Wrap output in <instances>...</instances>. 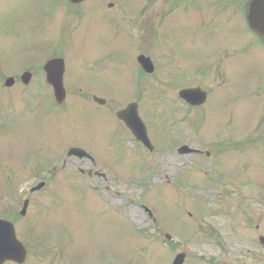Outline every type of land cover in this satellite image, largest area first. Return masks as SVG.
<instances>
[{"label":"rangeland","instance_id":"obj_1","mask_svg":"<svg viewBox=\"0 0 264 264\" xmlns=\"http://www.w3.org/2000/svg\"><path fill=\"white\" fill-rule=\"evenodd\" d=\"M22 1L30 4L21 9L15 7L13 18L20 16L25 20L27 15L30 18L35 16L32 6L34 0ZM206 1L209 4L217 2V0ZM217 4L221 6L223 3ZM199 7L200 9H193L186 23L169 22L166 31H156L152 24L145 25L144 53L152 57L157 56L158 63L155 64L158 78L162 82L156 87L152 84L147 87L144 82L142 88L138 79L132 80V71L134 74L136 72L134 63L131 58L127 59V56L123 55L129 50L126 37L122 32L116 34L114 28L109 27L108 34L100 42L93 41L89 36L83 37L87 33H80L76 38L74 37L73 44L68 45L64 40L63 43L57 42L51 48H55L57 55L66 57L64 83L67 90L74 88V83L80 82L85 90L110 100V108L114 105L121 107L132 94H139L141 113L145 121L148 125L153 124V128L160 132L155 133L154 136L150 135L154 141L161 138L170 146V142L167 141L169 139H165L163 135L169 123H174L175 127L171 128L173 139L177 137L179 131L178 138L184 136L192 148L203 151L206 148L216 147L215 156L210 160L205 161L204 156L201 157L202 160L198 157L189 158L190 156L180 159L167 156L168 158L159 159L156 154L150 156L146 153L145 155L149 157H142L146 161L140 164L141 159L136 158L133 144L114 138L118 136L116 129L122 133L123 130L111 113L96 110L99 116L97 117L92 114L96 112L92 105L86 102L80 103L77 107L73 106V112L63 113L62 123L64 120L70 119V121L61 125L63 133L62 136L60 133L59 147L62 149L52 152L55 147L43 148L38 143L42 131L39 127L32 126L30 121L31 119L33 122L45 123L42 114L48 110H43L42 106L37 104L42 102L37 101L44 99L42 92L46 93L47 90L36 88L37 83H35L21 95L26 101L24 104L20 95L15 94L18 108L14 111L23 112L24 108L25 118L22 123H17L12 141H0V193H13L20 184L22 188L27 185L33 186L41 181L40 177H47L46 173L35 177V172L40 166L50 170L48 161L52 155L59 156L60 162L69 161L66 172L61 175L63 178L55 175L52 182L58 181L59 186L60 182L66 187L75 183L85 188L80 190L84 194L79 195V199L77 195L63 192L54 195L51 199L49 188L32 197L27 226L41 225L46 228L47 232H38L47 237L43 240L46 241L45 245L49 250H45L46 253L40 255L38 264H171L175 255L180 253L187 255L184 264H206L207 260L215 261L217 264H251L249 256L246 255L251 244L250 234L247 235L248 230L244 228L245 218L241 215L238 220L234 219V216L239 210L248 206L250 188L252 190L258 188L264 195V181L257 182L259 177L256 172V165L264 155V146L261 145L262 147L257 149L255 158L254 152L249 147L252 145V132L257 127L260 129L257 137L264 136V126H262L264 57H258L256 49L242 50V55L237 59L231 52L232 57H229L228 48L235 46L234 23L229 26L221 20L213 19L212 7L208 4ZM36 13L41 14L40 11ZM228 14L227 4L217 11V15ZM29 35L30 32L27 30L26 36ZM4 41V34L1 33L0 52H5ZM243 43L240 37L241 49ZM141 48L142 46H138V49ZM104 52L121 53L119 68L111 65L107 57L95 58L97 57L95 53ZM222 54H224L223 69L228 71L234 68L236 71L233 76L235 79L230 77L224 82L223 87L221 81L215 77L220 70L219 57ZM100 61H103L104 65L101 66L103 69L91 70L92 64L94 62L99 64ZM164 62L174 67L168 69L163 65ZM13 66L10 70L17 71L15 64ZM115 71H119L117 75H114ZM168 71L171 75L175 74V79L177 78L175 84L180 85L179 87L199 86L211 94L206 108L193 111L192 118L187 122L183 121L184 116L171 106V97L176 88L169 80L171 77L168 76ZM191 74L199 76L184 78ZM72 97L75 98L73 95ZM72 97L70 101L73 100ZM68 109L70 110V105ZM52 111L53 108L50 106L49 113ZM176 122H186L190 131ZM161 124L162 127L158 128L157 126ZM227 132L238 139L234 142L233 139L229 140L226 136ZM50 133L52 138L56 134L50 130L47 132L45 126V143ZM52 138L49 139L50 142L53 141ZM224 138V147L219 154L218 140L223 142ZM62 139L63 143H61ZM70 148L84 149L88 154L102 161L107 167L97 163L95 169L98 170L99 167L100 173L106 175L107 182L94 177L80 176L77 173L79 167L82 170L93 168L86 159H65L64 152ZM48 150L51 153L45 156ZM41 151L43 158L38 159L33 156L35 152ZM31 157L32 164L21 169L22 175H14L17 179H23V182H17L14 178L15 181L11 186H4L5 174L1 163L10 164L12 168L17 169ZM146 162L151 163L152 168L144 170ZM257 171L262 170L257 169ZM164 172L168 178L163 180L160 177H165ZM184 172L186 173L183 174ZM175 174L177 178H174ZM179 176H181L180 181H189L187 186L178 185L181 191L173 192L171 187L164 185L165 183L174 185L179 180ZM130 178L134 179L129 181ZM146 179L152 184L147 183ZM57 184L55 186H58ZM205 188H216V190L207 191ZM89 191L90 193H87ZM18 201L17 194L11 199L0 201V214L8 213L10 210L16 212ZM199 203H202L201 206L198 205ZM184 207L190 212L187 216ZM145 208L150 211L153 219L149 218ZM225 210H228L234 220L225 215L223 217L210 215L215 211L224 213ZM204 218V224L207 223L210 230L214 227L217 229V232L212 231L209 236H205L208 237L205 241L203 235L206 227L202 224ZM237 221L241 224L239 229H236ZM63 225L68 229L67 238ZM156 225L160 230L164 226L165 231L150 233ZM197 225H200L203 237L198 236L199 232L195 229ZM170 228L177 235L178 241L176 236H170L169 242L164 240L163 236L168 233L166 231H170ZM177 228H181V231ZM142 230L145 232L141 237L145 239L149 234H154L156 240L142 239L137 233ZM235 232H240L241 238L238 239Z\"/></svg>","mask_w":264,"mask_h":264},{"label":"flooded vegetation","instance_id":"obj_2","mask_svg":"<svg viewBox=\"0 0 264 264\" xmlns=\"http://www.w3.org/2000/svg\"><path fill=\"white\" fill-rule=\"evenodd\" d=\"M30 3H25L22 0H0V35L4 34V51L0 52V141L9 140L15 137L17 130L16 114H8L16 107L15 94L17 93L15 88L18 86L17 80L20 78L17 76V71H11L10 69L15 64L18 67H29L32 71L25 70L32 74L33 83L39 82V78L44 74H39L37 69L40 65L43 67L46 63L53 59L61 58L63 55H57L55 52V45L57 42L63 43L64 36L67 38L69 45L75 42V38L80 33L85 36L88 35L93 41L100 42L108 34V29L114 28L116 34L122 32L131 41L136 40L137 44L140 42V34L143 32L145 25H153V29L159 31L162 27L163 20L169 19V21H180L186 23L190 17L193 9H200L197 5L194 6V0H82L78 4H71L67 0H34L32 6L35 16L30 18L28 15L25 17H14V8H24ZM40 11L41 14L36 12ZM232 21L234 23V58H239L240 55V37L242 24L245 25L251 40L250 44L252 48L258 49L257 56L264 57V40L260 39L252 33L245 24L244 16H241L240 4L238 2L232 5ZM213 19L215 16L211 15ZM243 20V21H242ZM168 23H165V28ZM29 30L30 35L26 36V32ZM75 36V38H74ZM50 44V46H48ZM140 49L133 48L131 54V60L135 64L137 57L142 53ZM106 52L94 55L102 57ZM14 58V59H12ZM65 60V56L62 57ZM43 64V65H42ZM103 61L99 64L92 66L94 71H99L103 68ZM13 72H16L15 74ZM235 69L225 73L223 71L222 77L235 76ZM14 81H11V80ZM6 81H11L10 85L6 84ZM6 84V85H5ZM32 85V84H30ZM45 93V92H43ZM47 96L51 100V94L46 91ZM52 102V101H51ZM37 103L38 105L44 104ZM98 108V106H94ZM44 116V117H43ZM45 123L39 122L38 125H34V122L30 119L32 126H37L42 131L41 137L38 139V143L44 146L59 147L63 129L61 123L63 120V111L59 107L53 106L52 113L46 112L42 114ZM21 122V121H20ZM22 123V122H21ZM48 132L54 131L55 135L51 133L47 137V143H45L44 130ZM52 138V142L49 139ZM57 143H55V142ZM63 143V139L62 142ZM58 149H54L56 152ZM38 154V152H35ZM59 156H51L48 161V167L51 170H45L46 167H38L36 170L37 176H42L44 173H49L47 177L54 178L58 173L57 170H67L69 161H59ZM72 159V158H70ZM59 163V164H57ZM93 166H96L93 163ZM78 168V167H77ZM78 169H81L80 167ZM89 172V178H93ZM100 172L96 175L93 172L94 178L100 180ZM45 183V182H43ZM44 187L43 189H45ZM73 194L78 195L80 192L79 187H69ZM254 195L256 192L253 193ZM16 193H5L2 200L11 199ZM252 207L250 214V220H248L250 232L249 242L251 244L250 249L246 255L249 256L251 264H264V196L252 197ZM16 230L17 238H22V226H19L16 220H11ZM206 240L208 237L205 238ZM263 240L261 242L260 240ZM24 246V244H22ZM219 246V245H217ZM30 247V248H29ZM25 245L24 248L27 251V257L23 264H38V248H34L33 245ZM33 258L34 260H30ZM207 264H216L214 261L207 260ZM3 264H16L14 262H5Z\"/></svg>","mask_w":264,"mask_h":264},{"label":"water","instance_id":"obj_3","mask_svg":"<svg viewBox=\"0 0 264 264\" xmlns=\"http://www.w3.org/2000/svg\"><path fill=\"white\" fill-rule=\"evenodd\" d=\"M264 12V0H255L250 5V15L248 19L250 21L251 26H255L258 22H263L262 26L264 27V15L260 13ZM147 62V61H146ZM142 61L144 67H148V64ZM55 88V97L57 102H61L64 99V92L60 84H56V82H51ZM179 96L184 99L187 103L198 106L203 104L205 100V94L200 91V89H191L181 91ZM117 117L121 119L126 126L130 129L133 135L144 144L147 145V137L145 133L144 126L142 122L139 120L137 112L134 106H129L128 109L124 112H120L117 114ZM80 154L77 150H72L70 154ZM183 256H178L173 264H182Z\"/></svg>","mask_w":264,"mask_h":264}]
</instances>
